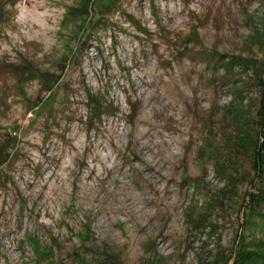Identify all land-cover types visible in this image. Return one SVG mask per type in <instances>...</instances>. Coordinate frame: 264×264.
I'll return each mask as SVG.
<instances>
[{
	"label": "rangeland",
	"instance_id": "obj_1",
	"mask_svg": "<svg viewBox=\"0 0 264 264\" xmlns=\"http://www.w3.org/2000/svg\"><path fill=\"white\" fill-rule=\"evenodd\" d=\"M84 5L0 0V264H207L264 240L238 139L256 135L264 0Z\"/></svg>",
	"mask_w": 264,
	"mask_h": 264
},
{
	"label": "trees",
	"instance_id": "obj_2",
	"mask_svg": "<svg viewBox=\"0 0 264 264\" xmlns=\"http://www.w3.org/2000/svg\"><path fill=\"white\" fill-rule=\"evenodd\" d=\"M91 0H85L84 10H88V4ZM14 4V2H13ZM109 4L106 5V7ZM1 19V15H0ZM92 25H97L102 28L106 27V22L101 19H96ZM108 25V24H107ZM257 71V70H256ZM257 84L259 87V108L257 119L255 120L256 131L255 138L251 136V131L242 129L238 139L244 147L251 151L252 170L254 175L250 180V189L244 197L242 221L248 226H251L257 216H264V61L260 64V70L257 72ZM50 90V88L48 89ZM87 101L90 106V112L93 118L100 116L107 110V105L104 99L99 98L95 94L87 92ZM237 111V110H236ZM106 112V111H105ZM216 160L218 170L222 174H227L228 183L231 182L233 176L236 175V170L226 167L225 161ZM232 186V183L230 184ZM207 220L205 211L194 212L187 215V223L194 224L195 227H200ZM241 235V234H240ZM247 242L245 239H240L236 242L235 251L227 254L225 250L218 247L215 249L212 260L207 264H264V240H253ZM101 264H109L105 261ZM145 264H160L157 259L148 260Z\"/></svg>",
	"mask_w": 264,
	"mask_h": 264
}]
</instances>
